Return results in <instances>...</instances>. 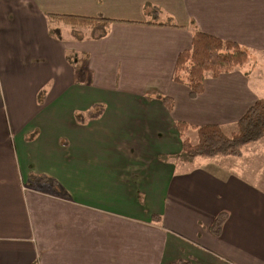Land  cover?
<instances>
[{
    "label": "crops",
    "instance_id": "crops-1",
    "mask_svg": "<svg viewBox=\"0 0 264 264\" xmlns=\"http://www.w3.org/2000/svg\"><path fill=\"white\" fill-rule=\"evenodd\" d=\"M49 15L116 23L79 42ZM195 30L264 54V0H0V264H264V139L225 178L180 158L178 123L264 100L250 63L195 99L173 82Z\"/></svg>",
    "mask_w": 264,
    "mask_h": 264
},
{
    "label": "trees",
    "instance_id": "trees-1",
    "mask_svg": "<svg viewBox=\"0 0 264 264\" xmlns=\"http://www.w3.org/2000/svg\"><path fill=\"white\" fill-rule=\"evenodd\" d=\"M157 13V12H156ZM52 20V35L63 38L61 26L70 29L72 38L83 42L105 39L114 20L103 16L87 17L77 15H49ZM173 26V25H172ZM177 27V26H173ZM180 28V27H179ZM69 56L68 61L78 67L79 59ZM250 63L249 52L241 45L231 41H224L201 31L192 32L191 49L179 54L172 80L176 84L184 85L190 90L192 99L204 92V82L207 77L217 79L221 75L242 71ZM248 77V73L244 74ZM164 102L172 107L170 98L164 97ZM168 106V108H170ZM171 109V108H170ZM177 129L183 141L182 161L190 163L198 159L214 160L217 158L243 157L244 149L248 145L264 139V100L259 99L255 105L237 123L236 130L230 135L219 126L190 127L178 123ZM197 135V143H192L189 131ZM229 215L221 213L210 227L216 237L222 233ZM159 223L160 217L156 218ZM170 264H193L191 260L180 259Z\"/></svg>",
    "mask_w": 264,
    "mask_h": 264
},
{
    "label": "rangeland",
    "instance_id": "rangeland-1",
    "mask_svg": "<svg viewBox=\"0 0 264 264\" xmlns=\"http://www.w3.org/2000/svg\"><path fill=\"white\" fill-rule=\"evenodd\" d=\"M65 30L66 37L70 34V29L66 28L64 26H61V31L63 34V31ZM72 37V36H71ZM251 62L250 65H252V85L256 90L260 92L262 96H264V54L257 53L256 55H253L250 53ZM79 64V63H78ZM74 71L76 76V84H81V81L85 80V75L82 72V66L81 67H75L74 65ZM251 67V66H250ZM248 69V68H247ZM236 128H228L224 132L228 135H230L232 132H234ZM190 139L192 143H197V135L195 132L192 134H189ZM239 162V159L237 158H217L214 160H201L198 159L195 162H190L195 164L196 166H201L208 172L215 174L216 176H219L221 178H225L227 174H233V172H236V166Z\"/></svg>",
    "mask_w": 264,
    "mask_h": 264
}]
</instances>
